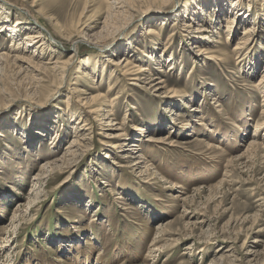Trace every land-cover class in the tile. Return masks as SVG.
<instances>
[{"label": "rangeland", "instance_id": "rangeland-1", "mask_svg": "<svg viewBox=\"0 0 264 264\" xmlns=\"http://www.w3.org/2000/svg\"><path fill=\"white\" fill-rule=\"evenodd\" d=\"M241 1L0 0V57L32 61L0 62V264H264V0ZM15 25L45 29L35 56Z\"/></svg>", "mask_w": 264, "mask_h": 264}, {"label": "bare ground", "instance_id": "bare-ground-1", "mask_svg": "<svg viewBox=\"0 0 264 264\" xmlns=\"http://www.w3.org/2000/svg\"><path fill=\"white\" fill-rule=\"evenodd\" d=\"M241 1V0H240ZM242 2V1H241ZM233 4H235V3H233ZM233 4H232V7H233ZM248 4V3H247ZM249 6V5H248ZM217 8V9H216ZM187 10V9H186ZM186 10H185V12H186ZM217 10V11H216ZM183 11V10H182ZM214 12L216 11V12H218V13H220L221 11L223 12L224 11V8L223 9H220V7H215V9L213 10ZM234 13V12H233ZM228 15V14H227ZM236 15H238V14H236ZM236 15H232V16H230L228 19H226V21H227V26H226V29L230 32V29H231V24H233L234 22H235V16ZM215 16V15H214ZM239 17V16H238ZM35 21V20H34ZM241 21H243V19H241ZM244 23H245V20L243 21ZM253 24V23H252ZM199 25L202 27V26H204L205 24H200L199 23ZM196 28V29H198L199 31H201L202 33L203 32H208V29H206V28ZM3 27H1L0 29H2ZM11 30H12V33H11V35H12V40H11V43H10V48L12 49V51H16V50H19V45H21V47H23V45H22V43L24 44V47H23V50L24 51H27V49L26 48H28L29 49V47H35L36 49L34 50V52H33V55L35 54V51L36 50H38V49H40L41 48V46L45 43V41H44V38L46 37V35L47 34H45V29H43V30H39V31H37V32H35V33H33V34H27V35H25L24 36V40L23 41H20V40H18L17 39V36H18V33H17V25H15V27L13 26V27H9ZM253 27L251 26V25H244L243 26V30H242V33H241V36H240V39H246V38H248V36H250L251 37V35H252V32H253ZM227 31V32H228ZM217 32V31H216ZM215 32V33H216ZM206 37V36H205ZM50 38L52 39V36L50 35ZM74 39V38H73ZM94 40H92L91 42H90V44H97V42H96V40H95V38H93ZM198 39V38H197ZM79 40H81V41H83V39H74V40H71V43H73V45H74V52L76 51V47L77 46H75L77 43H79ZM212 41V40H211ZM261 41V40H260ZM237 46H235L233 49H234V52H235V54L236 55H238L239 53H241L240 52V49H241V47H240V44H241V42L239 41V42H237ZM48 45V44H47ZM257 45V44H256ZM99 46V50H103L105 47H106V45H97V47ZM194 47H198V46H194ZM197 49H199V48H197ZM41 50V49H40ZM19 53V52H18ZM39 53H42L41 51H38V53L37 54H39ZM21 54V53H20ZM36 54V55H37ZM234 54V55H235ZM74 55L75 54H71L69 57H68V59L67 60H65V61H62V62H59V61H56V62H54V66L56 67V69L57 68H60V69H66L67 67L69 68V65H70V62H71V59H73V57H74ZM35 56V55H34ZM12 58V59H11ZM130 57H127V56H121L120 58H118V59H116V60H114L113 62H112V65H115V67H116V69L117 70H120V71H122V73L123 74H133V75H136V79H137V76L138 75H140L143 71H145L146 70V67L145 68H141L140 66H138V64L136 65V64H134V63H132L131 62V59H129ZM8 59H11L12 61H20V65H18L19 67H21V68H27V67H31L32 66V61H30L29 62V60L30 59H27V58H24L23 56H19V55H14V56H11V55H7L6 53H4V55H2V57H0V62H3V61H5V60H7L8 61ZM243 59V58H242ZM260 59V58H259ZM253 60V59H252ZM6 61V62H7ZM5 63V62H4ZM11 63V62H10ZM60 64L61 66H57V64ZM94 63L95 64H97V60H94ZM25 64V65H24ZM1 67V66H0ZM138 67V68H137ZM20 70V69H19ZM27 70V69H26ZM33 70V69H32ZM30 71V70H29ZM138 73V74H137ZM65 74V72L63 73V70L61 71V78L62 79H64V75ZM157 79V77L156 76H152L148 81H153V80H156ZM150 82H148V83H150ZM161 82V80H158V83H160ZM156 83V82H155ZM158 83H156V84H154L152 87H155ZM257 86H258V88L259 89H261V91L262 92H264V71L262 72V75H261V77H260V79H259V81L257 82V84H256ZM255 85V86H256ZM141 87V86H140ZM258 89V90H259ZM85 93H87L88 94V92L87 91H85L84 92V94ZM96 94H91V95H89V97L88 98H86V99H83L84 100V102H82V103H85L86 105H87V107L89 106V111H91V112H100V111H106V114L105 113H103V114H99V116L100 115H102L103 116V118H101L100 120H101V124H106V126L107 125H113L114 123H112L111 121L113 120L112 119V117H110L113 113L112 112H108L107 111V108H108V106H107V103L108 104H110L109 102H108V98H107V96L106 95H103V96H95ZM230 98H232V97H230ZM82 100V99H81ZM264 101V100H263ZM68 103V102H67ZM264 103V102H263ZM262 105H264V104H262ZM219 106V105H218ZM263 107V106H262ZM67 111V110H66ZM68 112V111H67ZM262 113H264V110H262ZM85 114V113H84ZM104 119V120H103ZM105 119L107 120V121H105ZM264 120V119H263ZM258 122V121H257ZM123 123V122H122ZM260 125H262L261 123H257L256 125H255V132H257V129H258V127H261ZM81 126H83V125H81ZM101 127V126H100ZM117 129V128H116ZM119 129V128H118ZM254 133V132H253ZM255 134L256 133H254L253 134V136H255ZM111 137V136H110ZM169 136H166V138H164V139H162V138H151V139H153V140H155V141H160L159 139H161V140H166L167 138H168ZM126 140H127V138L126 139H124L121 143H119V144H116V145H114V147L115 148H122V147H124V146H126V145H128L127 143H126ZM129 140L131 141V142H133V143H131L130 145L132 146V148H133V150L135 149H138V144L137 143H135V141H136V139H134V140H132V138L130 137L129 138ZM152 140V141H153ZM200 140V139H199ZM198 140V141H199ZM201 141V140H200ZM118 143V142H117ZM169 143H171V141L169 142ZM260 144V143H259ZM208 145V144H207ZM214 145V144H213ZM249 145H250V149L251 150H253V153H255V151L257 150V148H258V142L256 141H254V139L249 143ZM212 146V144H209L208 145V147H207V149H210V147ZM249 147V146H248ZM140 149V148H139ZM138 149V150H139ZM249 149V150H250ZM261 148H259V150H260ZM247 150V149H246ZM259 150H258V152H259ZM257 152V153H258ZM256 154V153H255ZM260 155V154H259ZM263 156V155H262ZM128 157V156H127ZM240 157V156H239ZM255 157V156H254ZM243 158V157H242ZM230 162V161H229ZM49 164V163H48ZM49 166V165H48ZM52 167V166H51ZM43 170V172H45V171H47V165H44L42 168H41V171ZM36 175V174H35ZM47 176V175H46ZM40 180H41V174H37L35 177H33V179H32V184L34 185V186H36L39 182H40ZM36 189V188H35ZM117 198H121L119 195L117 196ZM61 212V211H60ZM156 239V238H155ZM155 246V245H154ZM154 250H153V252L154 251H157L158 250V248H153ZM148 250V249H147ZM102 253H103V251H100V252H98L97 253V256H100V255H102ZM147 254V253H146Z\"/></svg>", "mask_w": 264, "mask_h": 264}]
</instances>
